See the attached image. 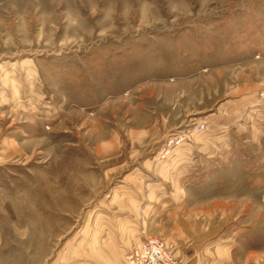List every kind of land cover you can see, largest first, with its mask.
I'll return each mask as SVG.
<instances>
[{
  "label": "rangeland",
  "instance_id": "374dc122",
  "mask_svg": "<svg viewBox=\"0 0 264 264\" xmlns=\"http://www.w3.org/2000/svg\"><path fill=\"white\" fill-rule=\"evenodd\" d=\"M170 86L178 99L162 109L175 107L178 124L239 87H257L246 99L264 102V0H0V264H74L68 251L122 179L194 141L161 154L202 112L144 154L131 147L128 131L154 127L145 113ZM208 87L206 102L192 100ZM261 109L262 120L244 115L234 129L218 174L210 179L216 164L189 171L202 193L254 202L253 229L237 246L257 252L254 264H264ZM114 136L120 152L100 156Z\"/></svg>",
  "mask_w": 264,
  "mask_h": 264
},
{
  "label": "crops",
  "instance_id": "0c3cea01",
  "mask_svg": "<svg viewBox=\"0 0 264 264\" xmlns=\"http://www.w3.org/2000/svg\"><path fill=\"white\" fill-rule=\"evenodd\" d=\"M193 80L191 82H196ZM256 88L239 87L235 99L216 98L215 110L204 117L201 115L214 105L198 107L197 113L189 112L192 116H185L186 120L195 119L202 112L196 124L206 123V130L167 160L147 157L141 167L127 174L108 194L109 201L95 209L94 213L99 212L102 216L90 221L88 239L84 238L73 246L68 251L72 257L66 259L74 264H125L124 257L132 246L153 235L163 238L172 247L174 256L189 264H254L256 251L250 250L241 256L237 248L242 234H250L253 229L250 225L251 220H256L254 202L237 201L239 196L234 195L202 193L204 190H199V184L203 181H197L198 178L191 181L189 171L194 170L192 166L216 164L217 168L210 172V179L219 173L218 161L224 162L225 150L232 149L233 135L238 131L234 132V129H238L236 126L243 116L247 115L250 120L262 118L257 112L262 110L264 102L256 94L251 101L246 99L247 92ZM212 90L215 88L208 87L190 95L194 101L206 102ZM161 93V100L154 105L155 114L145 113L148 119H159L154 120V127L147 128L149 120H146L142 126L128 131L131 147H136L139 154L148 150L142 146L149 141H163L171 130L186 121H181L182 124L171 121L177 115L175 107L162 109L165 102L176 104V87L170 86ZM140 107L144 110L146 104L143 102ZM165 109L167 112L161 115ZM246 110L250 113L246 114ZM117 139L114 136L103 143L98 150L100 156L117 155L120 152Z\"/></svg>",
  "mask_w": 264,
  "mask_h": 264
},
{
  "label": "built area",
  "instance_id": "2783aa9c",
  "mask_svg": "<svg viewBox=\"0 0 264 264\" xmlns=\"http://www.w3.org/2000/svg\"><path fill=\"white\" fill-rule=\"evenodd\" d=\"M206 130V123L193 124L180 135L176 134L170 138L163 147V157L171 155L175 149L181 147L185 141L190 142L192 138ZM126 264H189L177 259L172 247L157 236H146V238L125 256Z\"/></svg>",
  "mask_w": 264,
  "mask_h": 264
}]
</instances>
